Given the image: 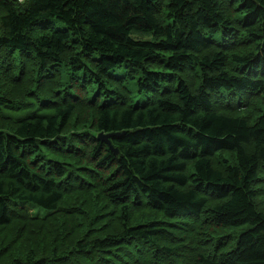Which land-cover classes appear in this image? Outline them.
Returning a JSON list of instances; mask_svg holds the SVG:
<instances>
[{
	"label": "trees",
	"instance_id": "1",
	"mask_svg": "<svg viewBox=\"0 0 264 264\" xmlns=\"http://www.w3.org/2000/svg\"><path fill=\"white\" fill-rule=\"evenodd\" d=\"M0 103V264H264V0H0Z\"/></svg>",
	"mask_w": 264,
	"mask_h": 264
},
{
	"label": "rangeland",
	"instance_id": "2",
	"mask_svg": "<svg viewBox=\"0 0 264 264\" xmlns=\"http://www.w3.org/2000/svg\"><path fill=\"white\" fill-rule=\"evenodd\" d=\"M51 24L53 25V27L55 29H66V25L61 23L60 21L58 20H53L51 22ZM2 104V103H0ZM30 114H32L31 112L29 111H21L19 113H17V115L20 117V118H25L27 116H29ZM33 211L37 214V215H40V217H44L45 216V211H39L37 208H33Z\"/></svg>",
	"mask_w": 264,
	"mask_h": 264
},
{
	"label": "water",
	"instance_id": "3",
	"mask_svg": "<svg viewBox=\"0 0 264 264\" xmlns=\"http://www.w3.org/2000/svg\"><path fill=\"white\" fill-rule=\"evenodd\" d=\"M101 138H104L103 136H101ZM105 139H107V137H105Z\"/></svg>",
	"mask_w": 264,
	"mask_h": 264
},
{
	"label": "built area",
	"instance_id": "4",
	"mask_svg": "<svg viewBox=\"0 0 264 264\" xmlns=\"http://www.w3.org/2000/svg\"><path fill=\"white\" fill-rule=\"evenodd\" d=\"M21 1H23V0H21Z\"/></svg>",
	"mask_w": 264,
	"mask_h": 264
}]
</instances>
